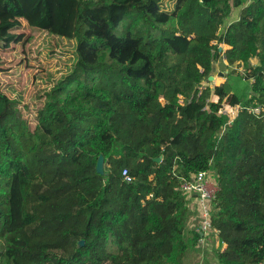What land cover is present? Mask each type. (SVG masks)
I'll use <instances>...</instances> for the list:
<instances>
[{
    "label": "trees",
    "instance_id": "16d2710c",
    "mask_svg": "<svg viewBox=\"0 0 264 264\" xmlns=\"http://www.w3.org/2000/svg\"><path fill=\"white\" fill-rule=\"evenodd\" d=\"M248 1L0 0V16L30 33L75 41L91 70L84 92L67 97L69 80L53 87L22 134L0 89L2 264H183L181 179L214 168L213 225L226 246L219 263L264 264V0L220 35ZM223 56L243 63L249 106L261 110L242 106L232 126L222 103L240 99L226 84L213 88L217 101L200 88ZM104 70L114 81L110 102L98 89ZM84 104L110 115L95 137L87 128L76 135L90 116Z\"/></svg>",
    "mask_w": 264,
    "mask_h": 264
},
{
    "label": "rangeland",
    "instance_id": "374dc122",
    "mask_svg": "<svg viewBox=\"0 0 264 264\" xmlns=\"http://www.w3.org/2000/svg\"><path fill=\"white\" fill-rule=\"evenodd\" d=\"M255 0H249L246 5L234 9L231 16L226 20L220 30V35L225 33L228 27L235 21H238L242 11L249 5H254ZM76 42L52 36L44 32L30 33L24 24L13 22L9 18L0 16V89L4 94L12 100L9 107L17 114L18 124L15 126V131L18 134L29 132L31 123L36 122V114L46 99L53 87L64 80H69V85L66 90V96L70 97L75 93L84 92L88 84V76L90 69H87L82 59L76 53ZM220 51L224 54L230 48L225 45H220ZM223 60L214 63L213 81H204L200 87H209L212 90L210 101H217L218 98L214 93L216 85H227L228 92L231 96L240 99L241 104L233 106L225 99L222 103L223 111L227 115L240 114L242 106H249L252 99V84L253 81L245 79V67L243 63L236 65L225 66ZM258 59H252L251 65L256 66ZM226 72V81H222L218 76V72ZM106 70L103 71V76L100 80L98 89L101 91V96L110 102L111 92L113 91L114 81L111 79ZM254 104L250 105L254 112L259 108H253ZM236 120V119H235ZM88 122L83 124V129L93 130L94 137L99 134L101 128L107 123L105 116L99 112L93 111L87 119ZM233 123L229 126H232ZM228 126L219 132L214 140L221 141ZM12 129H8L10 134ZM216 143V144H217ZM213 166L216 162L215 156L212 157ZM225 159L222 160L224 164ZM212 171L218 177L216 169ZM219 178V177H218ZM220 239L213 238L208 246L213 254L205 252L208 264H220L218 261ZM115 249V248H114ZM216 249V250H215ZM6 251V241L0 238V264L3 263V253ZM207 254V255H206ZM210 260V261H209Z\"/></svg>",
    "mask_w": 264,
    "mask_h": 264
},
{
    "label": "built area",
    "instance_id": "2783aa9c",
    "mask_svg": "<svg viewBox=\"0 0 264 264\" xmlns=\"http://www.w3.org/2000/svg\"><path fill=\"white\" fill-rule=\"evenodd\" d=\"M260 111L259 108L256 113H260ZM230 122L231 118L229 124ZM124 181L127 184L132 183V178L127 171H124ZM180 191L186 199L188 210L198 212L196 225L201 236L199 241L208 245L214 237L218 239V233L213 225V212L214 202L221 191V187L216 174L207 170L192 174L189 179L182 178Z\"/></svg>",
    "mask_w": 264,
    "mask_h": 264
},
{
    "label": "crops",
    "instance_id": "0c3cea01",
    "mask_svg": "<svg viewBox=\"0 0 264 264\" xmlns=\"http://www.w3.org/2000/svg\"><path fill=\"white\" fill-rule=\"evenodd\" d=\"M223 64L225 66H229V64H228L226 59L223 61ZM257 65H258V63H257ZM225 75H226V72H222V71L218 72V76L221 77V80L223 82L226 81V76ZM216 86H220V85H216ZM83 107L86 108L89 111V113H91L93 111V109H94L93 106L89 105V104H84ZM94 111L96 113H98L95 109H94ZM225 114L227 115V113H225ZM238 115L239 114L236 115L235 113L232 114L231 116L227 115L229 117V121H230V118H231L230 125L235 121V119L238 117ZM109 117H110V115L105 116L106 121L109 119ZM81 131L82 132L84 131L83 128H82V130H81V128H79L77 130V132H76V135L78 136V134ZM197 215H198L197 211H189V213L187 215L186 229H185V238H186V241H187V244H188V249H187V251H186V253L184 255V258H183V264H208L207 258L205 256V252H207L208 254H213V252L209 248V246L210 247L212 246L211 244L209 246L208 245H204L200 241H198L197 244H194L191 241L192 240V234L194 232H198V227L196 225V217H197ZM211 241H212V239L210 240V242ZM219 241H220V243H217V246L220 247L219 248L220 252H224V250L226 249V246H225V244H223L221 242V240H219Z\"/></svg>",
    "mask_w": 264,
    "mask_h": 264
},
{
    "label": "water",
    "instance_id": "95a60500",
    "mask_svg": "<svg viewBox=\"0 0 264 264\" xmlns=\"http://www.w3.org/2000/svg\"><path fill=\"white\" fill-rule=\"evenodd\" d=\"M214 80V77H210L209 78V81H213ZM157 163H160L162 161V158H158L155 160ZM97 172L101 175H104L105 174V159L103 156H100L99 160H98V163H97ZM85 245V242L84 241H80L79 242V247H82Z\"/></svg>",
    "mask_w": 264,
    "mask_h": 264
}]
</instances>
